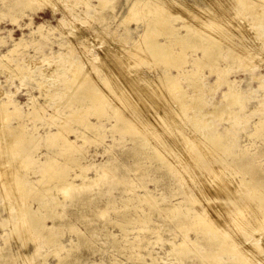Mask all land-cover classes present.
Instances as JSON below:
<instances>
[{"label": "bare ground", "instance_id": "6f19581e", "mask_svg": "<svg viewBox=\"0 0 264 264\" xmlns=\"http://www.w3.org/2000/svg\"><path fill=\"white\" fill-rule=\"evenodd\" d=\"M70 1L74 2L71 11L73 16L77 13L74 12L75 4L77 1H80V3H82V10H79L81 13L80 19L90 25L92 22L99 23L98 27L95 29L101 30L100 32H103L104 36L102 34L98 39L105 37L107 41L104 43L108 44V39L112 42V44L109 43L111 44V50L107 52V49H105L108 55L105 56V54L102 58V54H97L91 48H87L84 50L85 52H83L85 59L89 60L91 63L100 59L99 63L96 64V68L99 69L98 72L102 70L105 77L101 76L100 79L98 78V81L99 83H103L105 87L99 85L95 81V78H87L88 74L92 72L86 70L89 65L85 66V68L81 66L77 60L68 59L70 63L66 70L62 68L63 63L62 66H60L61 69L56 70V75L58 76H71L70 78L68 77L69 85L59 88V95L63 97L64 94L68 92L69 95L70 93H77L71 98L75 99L78 105L72 107V103H70L67 106V114L59 108L58 102H56V104H53L52 112L45 115L47 109L46 104H48V101L54 96L45 91L47 86H41L42 83H40V86L44 88H42L44 90L42 93L44 92L46 97L44 102H36L34 96L31 98L29 97L30 102H28L29 104L27 103L26 112L21 111L20 105L11 98V95H6L7 93L5 94V92L1 90L0 192L1 196H3V202L5 198V200L9 198L12 199V202L14 201L13 198H16L21 203V213L18 214V219L16 216H12V225L9 224L10 228L8 227V229H11L12 233H16V235L21 238L23 244H25L26 240H32L38 235L43 236L47 244H58L61 235L57 225L53 223L51 225L45 224V220L50 219L55 222L63 219L65 216V207L61 204L64 202L63 199L65 200L71 195L73 197L75 194H83L79 199L74 201L77 203V209L80 208L78 202L84 205L93 201V194L96 192L90 195L83 191L89 187L88 185L75 183L76 177H79V174L91 167L88 163L90 158H88L83 146L86 142L100 143L106 136V130H110L112 134L110 137L111 140L118 139L113 135L114 132L127 133L129 135L130 138H127L126 141L132 145L127 152L130 156L141 157L143 160L154 163L160 168L165 162V155H170L171 159L175 156L180 164V166L175 164L176 168L168 165L165 167L167 173L170 175L171 173L173 174L174 184L177 186L174 188L172 195H180L181 198L178 201H169L168 204L164 201V196H155L146 188L142 194H136L137 197L132 196L122 201L123 207L117 210L120 214V218L115 222V225L125 232V234L128 231L127 226L132 223V221L145 225L151 214H164L166 218L175 220L176 225L181 229L183 234L179 243L171 242L169 246V253L174 255L180 264L192 262L191 259L193 256L199 259L202 264H220L223 256L229 257L228 259L231 264H255V260H253V256L250 254L251 250L252 252L259 251V253L262 254L256 260L259 261L260 259L259 264H264V167H261L262 165L260 166L259 164L249 163L255 170L251 172L254 175L250 176L249 180H246V176L244 177L243 175L239 178L237 176L235 178L233 176L231 177V173H249L247 169L249 165L248 162L254 159L252 153L246 148H240L239 154L242 152L241 156H237L238 154L231 149L232 144L223 141V135L217 132L210 135L205 132L206 130L208 132L213 129L212 122L207 115L214 116L215 118L224 115L228 118L226 119L227 122L230 120V122L232 121L234 124L235 119L237 121V119L241 118L237 117L241 116L239 112L246 108L244 104L245 100L242 98V92L238 87V81L228 78L230 65L227 63L224 64V66H220L218 60H220V58L224 60L228 58L232 63L242 64V59L247 56L250 46L248 48L244 46L242 47L243 49H237L235 47L240 45H222L221 39L215 34L207 32L203 26L207 25V19L212 20L215 18V16L213 18L212 16L214 12L219 11V9L226 11L224 12L226 14L222 16L226 19V21L224 20L225 23L231 22L232 18L230 15L234 16L236 11L232 13L233 15L230 14L229 11L232 8L228 7V4V6H224L223 4V8L219 5L218 0H192L193 2H187L186 0H125L122 11H114L113 5L111 4L113 0H96V4H91L88 0ZM70 1L10 0L12 8H16L19 12V16L24 14L25 8H30L34 11L35 8L33 6L38 3L48 5L53 11L59 10L66 15L65 13L70 12ZM213 2H216L219 7L211 6L210 4ZM220 2L223 1L221 0ZM227 2H233L235 5L238 4L242 11H249L250 14L254 16V20L258 22L256 26L260 29L258 32H260L262 38L264 37V33H262L264 32V0H227ZM195 4H198V6ZM201 4L204 6H201ZM56 6H58V8H56ZM61 6H67V10L61 8ZM124 7L127 8V10ZM195 9L201 12H199L201 14L200 16H195L193 13ZM178 10L185 11L187 14L192 15V18L184 16V13L182 12L181 14ZM107 12L110 14L109 16ZM209 13L212 15H209ZM197 14L196 12V15ZM111 15L113 19L116 20L113 25L115 27L117 26V28H123L121 34L115 35L116 31L112 34V30L109 32H107V30L105 31L106 27H109V29L112 27L111 22L108 21ZM112 17H110V19H112ZM11 21L16 22V16L11 17ZM214 22L218 23L217 21ZM131 23L135 24L134 28L129 27ZM30 25H32L31 21L26 24L27 27ZM73 25L71 26L74 30ZM243 25L245 27V22ZM228 26L229 25H227V27ZM250 26L256 29L253 25ZM83 27H85V25ZM54 30L55 29L52 27L46 29L43 25H38L36 28H32L29 33L31 35L37 34V38H34L33 43L41 50L43 44H41L40 41H48V36L52 34ZM100 32L98 33L101 34ZM77 33L74 32L75 35ZM78 34L77 35L81 38V33ZM225 38L228 39V36ZM60 39H62V37ZM92 39L95 38L92 37L91 40ZM105 39H101L102 42ZM259 41L260 40H258V42ZM75 43L74 47L78 44ZM23 44L24 41L22 38L17 40L14 39L12 46L7 49V53L0 54V69L5 70L10 68L11 71L19 70L23 62L26 61L24 60L25 58H23L22 62H16L13 68L9 65L12 60L10 56H17L18 49L22 46L24 47L25 44ZM91 44L94 45L93 43ZM98 44L97 46L100 47ZM254 44L256 45V43ZM63 45L66 44H64L62 40L57 42L59 51L62 50ZM103 45L105 44L102 43V47ZM86 46L87 45H85V47ZM108 46L106 48H109ZM260 46H263V43ZM101 48L98 49L101 51ZM105 51L102 50L101 53ZM78 54L81 55L80 53ZM249 54L252 55L254 52H249ZM82 56L79 61H83L81 58L84 56ZM257 56L263 59L260 54ZM45 58H48V56H44L43 60H45ZM52 60L55 61V59ZM252 60H254V58ZM15 61L16 60H14V62ZM27 63H24V65ZM205 69L208 71V74L205 73ZM41 70H44L43 72L46 71L45 68ZM41 70L40 72H42ZM52 72L51 70L50 73ZM47 73H49L48 70ZM47 73L46 76H52ZM12 74L11 72V75ZM211 74L215 75V79L217 78L215 83L213 82L212 84L206 82L207 77ZM92 75L93 74H91V76ZM112 75L113 77H111ZM17 76L13 78H17ZM263 76L264 75L254 76L252 74L251 79L259 80L258 82L263 86ZM49 81L51 82L50 79ZM56 81L58 82V80ZM61 83H64V81ZM207 83L209 85H207ZM211 85H215V87L225 86L221 100L216 103L214 102L215 104L209 103V99L206 98L207 88H211ZM15 91L17 90L15 89ZM108 93L110 95H107ZM2 96L6 97V99L1 98ZM120 101L122 104L121 107ZM258 104L259 105L256 107L254 106L253 111L254 114L256 111H259L258 114L260 117H257L258 121L254 124L255 127L250 133V136H255L264 143V101L262 98L258 101ZM205 108L209 110L207 113H204L206 112L204 110ZM260 108L263 109L261 110ZM131 113L136 114L137 118H130L128 115ZM41 121V125H38L37 122ZM44 126L47 131L42 134L40 133V127ZM185 126H190L191 129L190 127L189 129L191 131L187 132L184 128ZM169 130L177 138L179 142L178 145L181 144V148H184L183 150H180L178 145L177 147L175 145L173 148L172 145L174 144H170V142L169 144L167 143L168 145L165 143L161 144V146L164 145L169 147L170 149L168 151L161 150V152L157 149L159 147L158 145V147L155 148V142L153 141V144L152 140H159L160 133ZM70 134H72V137L69 136ZM164 134L166 135L167 133L165 132ZM122 136L123 135H121V138ZM169 137L171 138V135ZM162 138L164 139V137ZM39 141H42L44 147L52 149L49 150L52 152H40ZM170 141H172V139ZM152 144L154 146H151ZM263 151L264 150H261V154H264ZM244 152L250 156L241 160ZM183 153H186V156L189 158L182 160ZM64 155L73 158L64 159L62 157ZM168 158L169 156L167 160ZM237 161H239V163H237ZM106 164L105 169L101 168L102 171H104L102 175L112 170V167L108 163ZM75 166L79 168L81 172H71ZM26 170H31V174H28L29 172L27 173ZM132 171L138 175V178H141L146 171V166L143 163H138L137 166L132 168ZM98 178L97 180H99ZM93 181H96V179ZM92 185L94 184L92 183ZM53 189H57L65 196L64 198L61 196L62 201L57 199L55 195L50 194ZM27 198L37 200L41 204L43 212H40L38 215L36 210L29 209L26 201ZM133 199H136V202L139 204H146V206H144L146 208L141 209V211L138 210L136 206L131 207L130 202ZM217 200L220 201L219 207L216 204L218 202ZM201 202L204 204L215 202L216 206L214 204L211 207L214 211V215H218L220 219L218 220L216 218V220L215 216H213L208 209L202 207L203 205L200 206ZM1 205L0 203V207ZM59 205L62 208L57 210ZM9 208H11V206ZM93 208H95V206H93ZM131 209L135 210L134 215L131 211H129V213L126 212V214L120 212V210ZM11 210L14 211V208L12 207ZM11 210L9 209V211ZM17 210L20 211L19 209ZM83 216L86 217L88 214L85 213ZM95 216H97V218L104 217L105 206L98 207ZM211 216L214 217V221L211 219ZM81 218L83 217L81 216ZM6 219L7 218H4L3 220ZM190 230L195 234L193 240L187 238L188 231ZM84 231L85 230H83V234ZM75 232L80 246L92 247L86 240L87 236L85 238V234L83 236L76 230ZM8 233L9 232H7V234ZM124 235L123 238L125 239L126 237ZM113 241H115V237ZM132 242L128 243L130 244L129 246H120L119 249H130L131 253L129 252V257L139 260V264H158L157 259L153 256L150 261L143 260L142 256L144 254H142L141 249H144V247L139 243L135 244ZM246 242L251 243L249 244L251 247L248 248L247 245L249 252L246 250V247L243 246ZM36 251L37 250H35V252ZM134 251H137V255ZM246 253L248 255H246ZM22 257L26 258L25 261L27 264H46L44 260L34 261V253H24ZM15 258L16 256L13 253L1 252L0 264H17L18 262L16 263ZM72 258L66 262H59L57 264H73L76 260H80L81 255L73 254ZM25 261L23 260V262ZM258 261L256 263H258Z\"/></svg>", "mask_w": 264, "mask_h": 264}, {"label": "rangeland", "instance_id": "374dc122", "mask_svg": "<svg viewBox=\"0 0 264 264\" xmlns=\"http://www.w3.org/2000/svg\"><path fill=\"white\" fill-rule=\"evenodd\" d=\"M67 1H70V0H67ZM88 1L91 4H96L95 3L96 0H91V1L88 0ZM124 1L125 0H113V2L111 4L113 5L114 11H122ZM186 1L187 2H193L192 0H186ZM218 1H219L220 6L223 7V4H224V6H226L228 4L229 6L228 5L227 6L232 8V9L230 8L231 9L229 11L230 14H232L236 11L234 13V16L230 15V17L232 18L231 19L232 23L231 22L225 23L226 19L222 16H223V14H226V13H224L226 11L219 9V11L214 12V15L212 16V18L214 16H215V18H213V19L211 18L212 20L207 19L206 20L207 25H203L205 27L206 31L209 33L211 32V33L215 34L216 36H218L222 41V45H229V44H233L236 46L240 45L238 47H235L237 49H243L242 47H244V46L248 48L250 46V48L248 50L250 53L254 52V54L251 55L248 52L247 56L244 59H242V64L232 63L230 61V59H228V58L226 60H224L223 58H220V60H218V63L220 64V66H224V64H227V63L230 65V70H229L230 72H229L228 78L232 79V80L235 79L238 81V87H239L240 91L242 92V98H244V100H245L244 104H245L246 108H244V110L239 112V113H241V116H237V117L238 118L241 117V118L237 119V121L235 119L236 122L234 121V124L232 121L230 122V120H228V122H227L226 119H228V118L225 117L224 115L222 117L217 116L216 118L214 116L207 115V116H209V120H211V122H212L213 129L209 130L208 132L206 130L205 132L209 133L210 135L214 132H217V133L223 135V141L226 143L229 142L230 144H232L231 149L233 152H236L238 154L237 156H241L242 152H240V154H239L240 148L248 149L249 152L252 153L253 158H254L253 161H249L248 164L254 163L256 165L259 164L260 166L262 165L261 167H264V154L263 153L261 154V150H264V143L262 141H260L258 138H256L255 136H250V133L254 130V127H255L254 124L256 123V121H258L257 117H260L258 114L259 111H256L254 114V111H253L254 106L256 107L257 105H259L258 101H260L261 98L264 101V93H263L264 92V84H263V86H261L260 83L258 82L259 80L251 79L252 74L254 76L264 75V47H263L264 46V37L262 38V36L260 35V32H258V31H260V29L258 27H256L258 25V22L256 20H254V16L252 14H250L249 11H244V10L242 11V9L240 8V6L238 4H236L237 5L236 6L233 2H227V0H222L223 2H220L221 0H218ZM70 3H71L70 12L65 13L66 15H64L59 10L53 11L52 8L48 5L38 3V4H34V6H33L35 8L34 11L31 10L30 8H25L24 12H23L24 14L22 16H19V12L16 10V8H12L10 0H0V54H3V53L6 54L7 53V49L12 46L14 39L17 40L19 38H22L25 45L23 44L24 47L22 46L20 49H18V55L17 56L16 55L10 56L12 60H11V63L9 65L14 68V64H16V62L17 63L22 62L23 58H25L24 60H26L25 62H23V65L20 66L19 70L11 71L10 68L5 69V70L0 69V93L2 90V92H5V94L7 93L6 95H9V96L11 95V98L14 101L18 102L17 103L18 105H20L21 111H25V112L27 111L26 107L29 104L28 102H30L29 97L31 98L32 96H34L36 102H44V99L46 97H45V93L44 92L42 93V91H44L43 90L44 88L42 87L43 88L42 89L41 86H43V85L47 86L45 91L47 93L49 92V94H52L54 96L53 98H51V100L48 101V104H46V107H47L46 111L47 112L45 111V115L52 112L53 104L54 103L56 104V102H58L57 104H58L59 108H61L64 113L66 112V114L68 111L67 106L70 103H72V107H75L78 105V102L75 99H72L73 98L72 96L76 95L77 93H75V94L70 93V95H69V92H68V93H65L63 97H61V95H59L60 94L59 88L60 87L63 88L64 86L69 85L68 77L70 78L71 76L70 75L58 76V75H56V70L61 69L60 66H62V63H63L62 68L66 70L67 67L69 66V63H70V62H68V59L69 60L70 59L71 60H73V59L77 60V62H79L81 64V66H83V67L89 65V67H87L88 69H86V70L89 72H91V71L92 72L88 74L87 78L88 79L89 78H92V79L95 78V81L99 85L105 87V85L103 83H99V81H98V78L100 79L101 76L105 77V74L103 75V73H102L103 71L101 70L98 72L99 69L96 68V64L99 63L100 59H97L98 62L95 61L94 63H91L89 60L85 59L83 52H85L84 50H86L87 48H91L97 54L98 53L102 54V56H101V58H102L106 54L105 49H107V52H109L111 50L110 46H111L112 42L108 39V41H109L108 44L111 43L108 46L107 43H104L107 41V39H105V37L99 38L100 40L98 39V37H100L103 34V32H100L101 30L95 29L98 27L99 23L92 22L90 25L89 23L84 22L82 19H80L81 13L79 10L80 9L82 10V3H80V1H77L75 4L74 12L75 13L77 12L76 15L73 12L75 16H73L71 14L72 5L74 2L70 1ZM210 5L219 7V5L216 2H213ZM196 6H198V4ZM201 6H204V5L201 4ZM125 7H126V5H125ZM56 8H58V6H56ZM61 8L66 9L67 6H65V7L61 6ZM239 8H240V10H239ZM125 9L127 10V8H125ZM234 9H236V10H234ZM237 9H238V12H237ZM195 10L193 12L195 14V16H200L201 12L199 11L200 12L199 13L197 9H195ZM57 11H59V12H57ZM106 11H107V9H106ZM178 11H180L181 14L183 12L182 10H178ZM196 12L198 13L197 15H196ZM123 13H124V11H123ZM183 13H184V16H189L190 18H192L191 17L192 15L187 14L185 11ZM211 13H209V15L213 14V13L212 14ZM229 13H227V14H229ZM109 15L110 14L108 13V16ZM202 15H203V13H202ZM219 15H221V16H219ZM13 16H16V22L11 21V17H13ZM65 16H66V18H65ZM110 17H112V15ZM110 17L108 18V21L111 22L112 27L110 29H109V27H106L105 31L107 30V32H109L112 30L111 31L112 34L115 31H116L115 35L121 34L123 28L122 27L117 28V26L115 27L113 24H115L116 20L113 19V17H112V19H110ZM234 17L236 19L238 18L239 20L238 19L236 20ZM30 18H31V20H30ZM59 18H60V20H59ZM234 19H235V21H234ZM72 20H74V21H72ZM29 21L32 22V25H30L31 27L26 26V24H28ZM66 21H67V24H66ZM214 21H217L218 23H216ZM243 21L245 22V27L243 25L244 24ZM246 22H247V24H246ZM69 24H71V25L74 24L73 25L74 30H73L72 26ZM226 24L229 25L228 26L229 28L227 27ZM38 25H43L44 28H46V29L49 27H52L55 29L54 32L48 36L49 39H48V41L46 40L47 42L46 41H44V42L40 41L41 44H43V46H41L42 47L41 50H40V48L36 47L35 43H33L34 38H37V34L31 35L29 33L30 30H32V28H34V27L36 28ZM84 25H85V27H83ZM250 25H253L254 27H256V29L252 28ZM209 26L211 27V29ZM86 27L88 28V30ZM129 27L134 28L135 24L131 23V24H129ZM237 27L239 30L237 29ZM78 28H79V30H78ZM112 28L114 29V31ZM263 29H264V24H263ZM74 32L75 33H77V32L81 33V35H80L81 38L78 36L79 35L78 33H77L78 35L77 34L75 35ZM88 32H90V33H88ZM98 32H100L101 34H99ZM118 32H120V33H118ZM262 33H264V32H262ZM61 34H63V35H61ZM98 34H99V36H98ZM10 36H11V38H10ZM103 36H104V34H103ZM226 36H228V39L225 38ZM61 37H62V39H60ZM92 37L95 39L91 40ZM251 38H253V39H251ZM101 39H105V40H103V42H102ZM61 40L66 45H63L62 50L59 51V48H57L58 47L57 42L61 41ZM66 40H67V42H66ZM258 40H260V41L258 42ZM28 41H30V42H28ZM72 41H75L76 43H78L77 44L78 50H77V45H76V47H74L75 42H72ZM77 41H79V42H77ZM89 41L91 43H93L95 46L92 45ZM248 41H249V43H248ZM69 42H70L71 46L69 45ZM101 42L103 44H105V45H103V47H102ZM100 43H101V45H100ZM254 43H256V45ZM262 43H263V46H260V45H262ZM51 44H52V46H51ZM97 44L100 45V47H98ZM85 45H87L89 47H87V46L85 47ZM106 45L109 48H106L107 47ZM251 45H252V47H251ZM257 45H259V46H257ZM104 46H106V47H104ZM98 48H101V51L103 50L105 52L101 53L100 49H98ZM76 50H77V52H76ZM56 52H57V54H56ZM256 52L259 53L263 59H261V57L257 56L259 54H257ZM78 53H80L81 55H79ZM107 55L108 54H106L105 56H107ZM249 55H251V56H249ZM44 56H46V57L48 56V58H45V60H43ZM81 56L83 57V58H81V60H83V61H79ZM253 58H254L255 62H254V60H252ZM52 59H55V61ZM14 60H16V61L14 62ZM38 60H39V62H38ZM65 60H66V62H65ZM251 60H252V62H251ZM27 61H28V63H27ZM56 61H58L59 63ZM84 61H85V63H84ZM24 63H27V64L24 65ZM44 63H46V64H44ZM245 64H247V65H245ZM55 65H56V67H55ZM250 65H251V67H250ZM27 66L30 68H28ZM50 66H52V67H50ZM38 68H39V70H38ZM42 68H45L46 71L43 72L44 70L42 71L41 70ZM50 69L53 72L55 71L54 74H53V72L50 73L51 72ZM40 70L42 72H40ZM47 70L49 73H47ZM19 71H21V72H19ZM204 71L206 74H208L207 73L208 71L206 69ZM7 72H9V73H7ZM11 72L13 73L12 75H11ZM16 73L18 74V76ZM46 73L49 75L51 74L52 76L51 75H50L51 77L46 76ZM91 74H93V75L91 76ZM6 75H7V77H6ZM14 76H17L18 79L13 78ZM54 77L56 80H58V82L54 79ZM111 77H113V75ZM49 79L51 80V82L49 81ZM216 79H215V75L211 74L207 77L206 82L212 84L213 82L215 83ZM4 80L6 81V84H5ZM62 81H64V83H61ZM262 82L264 83V78L262 79ZM10 83H12V84H10ZM40 83H42L41 86H40ZM49 83H50V86H49ZM208 83H207V85H209ZM48 86H49V88H48ZM47 88H48V91H47ZM15 89L17 91H15ZM224 90H225L224 85L217 86V87H215V85H211V88L210 87L207 88L206 98L209 99V103L215 104L216 102L221 100L222 92ZM13 92H14V94H13ZM53 92H55V93H53ZM247 92H249V93H247ZM107 95H110V94L108 93ZM1 98L6 99V97H3V96ZM61 102H63V103H61ZM118 104H119V102H118ZM120 104H121V101H120ZM251 105H252V107H251ZM121 106H122V104L120 105V107ZM260 109L262 110L263 108H260ZM204 110L206 111L204 113H207L209 111L208 108H205ZM128 116L130 118H137L136 114H133V113H131ZM204 117H206V116H204ZM237 117H235V118H237ZM252 117H253V119H252ZM237 122H239V123H237ZM37 123H38V125H41L42 121L37 122ZM189 127L190 126L184 127L187 132L191 131L190 130L191 127H190V129H189ZM51 130H52V128H51ZM46 131H47V129L45 128V126L40 127V133L44 134ZM165 132L167 133L166 135L164 134ZM165 132L163 131L162 133H160L159 140H157V141L152 140L153 144L155 142V144H154V145H156L155 148H157L159 146L157 149L160 151L161 150L168 151L170 149L167 146H164V145L161 146V144H163V143L169 144V142H170V144H174V145H172L173 148L175 147V145L177 147V145L179 144L177 138L173 135V133L170 130L165 131ZM170 132H171V134H170ZM105 134H106V136L102 139V141L100 143L99 142H96V143L95 142H92V143L86 142L85 143L86 145L84 144L83 149H85V152L87 153L88 158H90L88 163L91 167H90V169L83 171L81 174L78 173L80 176L76 177V180H75L76 184H83V185L85 184L86 186L87 185L89 186V187H87V189L83 190L86 193L91 195V193L96 192L95 194H93V196H94L93 201H91L90 203L84 204V205H82V204H80V202H78V204L80 205V208L77 209L76 208L77 203H75L74 201L76 199H79V197L83 194H75L73 197L71 195L68 198H66L65 200L63 199L64 202H62V204H61V205H64L63 207H65V209H64L65 216L63 219H61L59 221H55V222H53L50 219L45 220V224L51 225L53 223V224L57 225L58 231L61 235L59 240H58V244H56V245L47 244L44 241V237L41 235L34 237L32 240H29V241L26 240L25 244H23V242L21 241V238L18 235H16V233H12L11 229H10L11 231L8 229V227L10 228L9 224L12 225V216H16V218L18 219V214L21 213V209H20L21 203L16 198H13V200H14L13 202H12V199L9 198L8 200H5L6 199L5 198L4 202H3V196H1V192H0V203L2 204L0 207V228H1L0 229V236H1L0 237V253L1 252H7V253L15 254V256H16L15 261H16V263L18 262L17 264H27V262L25 261L26 258L22 257L24 253L25 254L34 253V255H35L34 261L44 260L46 262V264H57L59 262L60 263L66 262L67 260H70L72 258L73 254L81 255L80 260H76L73 264H139L140 263L139 260L129 257V254L131 253L130 249H127V248L119 249L120 246H126V245L129 246L130 244H128V243L133 241L132 243H135V244L139 243L142 247H144V249H141V252H142V254H144L142 256V259L145 261H150L151 257L153 256L157 259L158 264H180L178 259L174 255L169 253L170 243L171 242L179 243L181 241L182 235H183L181 232V229L178 228L174 219L172 220V219L166 218L164 214H159V215L151 214L147 220L148 222L145 225H141L137 222L132 221V223H130L127 226L128 231L126 232V234L117 225H115V222L120 218V214L117 212V210H118V208L121 209V207H123L122 201L126 198H131L132 196L137 197L136 194H142L145 191V188L149 189L151 191V193L155 196H158V197L164 196V198H165L164 201L168 204H169V201L170 202H176L181 198L180 195H176V196L172 195L173 194L172 192L177 185L174 184V179L172 177L173 174L171 173V175H170L169 173H167L165 171L166 165L172 166V167L174 166V168H176L175 164L180 166V164L178 163V160H176L177 158L175 156H173V158L171 159V156L168 155L169 158L167 160L168 156L165 155V162L159 168L154 163H149L147 160H143V158H141V157L130 156L127 153L128 149H130L132 146V145H130V143L128 141H126L127 138H130L127 133L114 132L113 135L118 138L117 140H111L110 137L112 136V134H111L110 130H106ZM162 134H163V136H162ZM169 134L171 135V138L169 137L170 136ZM121 135H123L122 138H121ZM167 135H169V136H167ZM69 136L72 137V134H70ZM172 136L175 138H173ZM162 137H164V139ZM165 139H166V141H165ZM171 139L173 142L170 141ZM160 141H162V142H160ZM175 141H176V144H175ZM107 143H108V146H107ZM39 144H40V150L39 151L42 153H45V152H48L49 150H52L50 148L48 149V148L44 147L42 144V141H39ZM153 144L151 146H154ZM178 147H180V150L184 149L183 147L181 148V144L178 145ZM104 150H105V152H104ZM49 152H52V151H49ZM186 155H187L186 153L182 154V160H186L187 158H189ZM249 156H250L249 154H246V152H244L243 156L241 157V160L243 158L249 157ZM62 157L64 159H72L73 158L71 156H70L71 157L70 158L67 155H64ZM169 161H171L172 163ZM106 163H108L112 167V170L106 172L105 175H102V174H104L103 173L104 171H102V169L103 168L105 169V167L107 165ZM138 163H143L146 166V171L142 175L141 178H138L137 177L138 175L132 171V168L134 166H137ZM237 163H239V161H237ZM250 164L248 165V168H247L249 173H245V174L239 173V172L238 173H231L230 176L231 177L233 176L234 178L237 176L239 178L243 175L244 177L246 176L245 177L246 180H249L250 176L254 175L251 172L255 171L254 167H251L252 165L250 166ZM26 171H27V173L29 172L28 174H31V170H26ZM74 171L75 172L76 171L81 172V171H79V168H77L76 166L74 167L73 171H71V172L74 173ZM73 173H72V175H73ZM99 175L101 176V178ZM31 177H32V175H31ZM97 178L99 180H97ZM94 179H96V181H93ZM228 181L231 182L230 180H228ZM228 181H226V182H228ZM91 182L94 185H92ZM86 183H88V184H86ZM89 184H91V185H89ZM50 194L55 195V197L57 199H60L61 201H62V198L65 197L57 189H53L52 192H50ZM61 196H62V198H61ZM44 198H46V197H44ZM29 199L30 198L26 199L27 206L29 207V209L36 210L38 215L40 214V212H43V209L41 208V204L37 200H34L32 198L30 200ZM9 200H10V202H9ZM104 201H105V203H104ZM218 202L216 204L219 207L220 201H218ZM214 204H215V202L211 203V204L209 202L206 204L201 202L200 206L203 205L202 207H205L206 209H208V211L213 216H215L214 211L212 210V207H211ZM216 204H215V206H216ZM14 205H16V206H14ZM5 206H8V207H5ZM10 206H11V208H9ZM93 206H95L96 209L93 208ZM100 206H105V216L102 218H97V216H95V215H96V211H97L98 207H100ZM130 206L131 207L136 206V207H138L137 208L138 210L146 208V207H144V206H146V204L145 205H144V203L139 204L138 202H136V199H133L130 202ZM12 207L14 208V211L11 210ZM16 207H18V208H16ZM61 208L62 207L59 205L57 207V210H59ZM9 209L11 211H9ZM17 209H19L20 211H18ZM82 209H85L86 211L82 210ZM138 210H136V211L139 212ZM129 211H131V213L134 215L135 210H133V209H131V210H120V212L122 214H126V212L129 213ZM85 213H87L88 216H86V217L83 216ZM81 216L83 218H81ZM4 218H7V219L3 220ZM10 218H11V220H10ZM213 218L214 217L211 216V219H213ZM216 218L218 220L220 219L218 215L215 216V219ZM215 219H213V221ZM75 230L83 236L85 234V238L87 236L86 240L88 241V243L92 247L80 246V244L76 238ZM83 230H85L84 234H83ZM7 232H9V233L7 234ZM123 235L126 237L125 239L123 238ZM112 236L115 237V241H113L114 237H112ZM187 238H189L191 240H193L195 238V234L192 230L188 231ZM115 242H118V243H115ZM249 244H251V243L246 242L243 245L246 247V250H248V252H249V249H247V245H248V248L251 247V246H249ZM22 249H24V250H22ZM17 250H19V251H17ZM35 250H37V251L35 252ZM42 251H43V253H42ZM134 253L137 255V251H134ZM247 253H246V255L249 254V253L248 254ZM60 254H61V256H60ZM250 254L253 256V260H255V264H259L260 259H259V261L256 259L262 254L259 253V251L252 252V250L250 251ZM256 255H258V256H256ZM228 258L229 257H227V256H225V257L223 256L221 258L220 264H231V262ZM63 259H64V261H63ZM23 260L26 263L23 262ZM191 260H192V262H188L187 264H202V262L199 259L195 258V256H193ZM56 261H58V262H56ZM113 261H114V263H113ZM257 261H258V263H256Z\"/></svg>", "mask_w": 264, "mask_h": 264}]
</instances>
